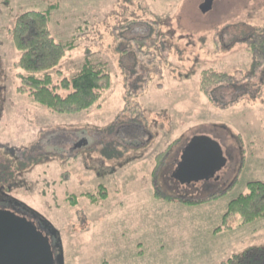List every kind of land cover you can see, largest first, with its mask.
<instances>
[{"label": "rangeland", "instance_id": "obj_1", "mask_svg": "<svg viewBox=\"0 0 264 264\" xmlns=\"http://www.w3.org/2000/svg\"><path fill=\"white\" fill-rule=\"evenodd\" d=\"M205 1L0 0V187L54 227L63 264H264V216L223 221L247 182H264V55L249 49L264 39V0ZM50 6L52 36L73 44L53 81L86 58L109 75L79 112L18 90L10 29ZM207 68L229 77L204 93ZM197 135L227 162L181 184L172 173Z\"/></svg>", "mask_w": 264, "mask_h": 264}, {"label": "trees", "instance_id": "obj_2", "mask_svg": "<svg viewBox=\"0 0 264 264\" xmlns=\"http://www.w3.org/2000/svg\"><path fill=\"white\" fill-rule=\"evenodd\" d=\"M52 7L43 11L26 10L14 19L10 33L14 46L20 51L16 64L23 71L19 73L21 85L18 86V90L26 92L35 102L51 111L75 113L89 108L99 100L109 85V75L102 64L93 63L86 58L76 74L70 78L62 76L57 82L53 81L50 70L59 63L73 44L56 41L52 36L49 27ZM263 41V38L253 40L249 49L254 52L261 50L264 55V47L261 45ZM259 63L256 62V65ZM253 68H256L255 65ZM57 73L61 72L58 70ZM228 77L225 72H218L212 68L204 69L200 73L199 89L208 93L213 85L227 80ZM58 89L68 92L61 95ZM246 188V192L238 194L228 202L223 221L235 214L240 216L243 223L264 216V182L249 181ZM221 195L223 193L211 196L217 198ZM177 201L191 204L197 202L182 198ZM19 203L22 207H27ZM231 260L232 258H229L225 264H231Z\"/></svg>", "mask_w": 264, "mask_h": 264}, {"label": "water", "instance_id": "obj_3", "mask_svg": "<svg viewBox=\"0 0 264 264\" xmlns=\"http://www.w3.org/2000/svg\"><path fill=\"white\" fill-rule=\"evenodd\" d=\"M203 3V10L210 8ZM227 162L221 145L214 139L197 135L184 146L172 177L181 184L217 179ZM54 254L48 237L25 215L0 209V264H63L60 239Z\"/></svg>", "mask_w": 264, "mask_h": 264}, {"label": "flooded vegetation", "instance_id": "obj_4", "mask_svg": "<svg viewBox=\"0 0 264 264\" xmlns=\"http://www.w3.org/2000/svg\"><path fill=\"white\" fill-rule=\"evenodd\" d=\"M3 189L4 188L0 187V209L18 212L33 221L36 227L48 237L51 248L54 254H56L58 251V245L56 244L58 233L54 229V227L46 219L42 218L38 213H35L34 210L27 207H22L19 201L15 200L9 193H6Z\"/></svg>", "mask_w": 264, "mask_h": 264}]
</instances>
